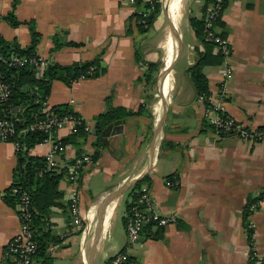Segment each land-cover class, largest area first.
Returning <instances> with one entry per match:
<instances>
[{
	"label": "crops",
	"instance_id": "crops-1",
	"mask_svg": "<svg viewBox=\"0 0 264 264\" xmlns=\"http://www.w3.org/2000/svg\"><path fill=\"white\" fill-rule=\"evenodd\" d=\"M186 1L160 0V14L146 33L139 32L132 16L145 12L148 0H136L134 4L130 0L19 1L16 16L20 22L36 26L41 35L36 52L47 63L67 67L100 58L103 69L98 78L80 80L71 87L54 81L46 109L68 106L93 130L99 116L111 109L122 108L135 114L144 109L141 115L115 123L110 139L104 138L106 148L100 160L86 168L79 183L85 219L82 229L73 225L69 208L71 185L66 176L60 181L62 197L49 208L39 226L50 233L51 243L44 256H37V264H88L98 229L102 239L93 264L99 256L103 257L102 264H109L127 248V244L124 248L120 243L111 245L110 229L122 198L131 189L114 204H107L106 200L127 181L146 177L148 183L142 187L150 188L160 214L175 215L177 222L166 228L147 227L139 243L127 248L138 264H264V200L258 208L253 207L250 217L254 255L243 222L249 199L264 192V142L219 139L207 124L204 106L198 102L189 73L199 55L207 50L197 38L191 20H203L207 12L204 0H190L198 6L191 13L186 6L184 18L181 7ZM164 2L171 22L174 15L182 48L175 40L168 111L161 132L155 137L161 114L155 105L161 103L162 107L163 100H159L158 90L162 72L160 78L157 76L172 43L166 40L172 33L169 21L164 34L152 31L158 21L169 16L163 11ZM13 3L14 0H0V36L26 48L32 41L29 27L13 28L5 21ZM179 10H183L182 21ZM184 21L191 38L187 47L181 29ZM217 32L230 41L232 55L221 64L204 67L209 96L216 97L222 74L230 66L233 78L225 101L228 114L244 126L264 127V0L228 1ZM57 42L80 46L64 45L54 51ZM208 48L213 55H219L215 46ZM184 55L186 65L174 86V69ZM150 64L160 67L148 82ZM156 84L158 92L154 89ZM72 134L69 129H62L55 137L68 139ZM96 141L95 131L84 138L75 137L59 161L70 163L78 156H92ZM51 148L52 144L39 145L29 154L45 158ZM17 168L14 144L0 142V264H11L6 247L21 231L18 202L9 204L5 199L17 182ZM175 184L178 186H172ZM132 200L131 195L123 216L125 234L127 206Z\"/></svg>",
	"mask_w": 264,
	"mask_h": 264
},
{
	"label": "trees",
	"instance_id": "trees-1",
	"mask_svg": "<svg viewBox=\"0 0 264 264\" xmlns=\"http://www.w3.org/2000/svg\"><path fill=\"white\" fill-rule=\"evenodd\" d=\"M19 1L20 0H14L12 11L5 18V21L13 28H17L21 25H27L31 33L32 41L30 46L21 48L17 41H8L0 36V80L9 86L11 91L9 100L7 102L0 103V116L11 119L17 129V135L14 137L13 141L19 142L21 148L17 152L18 168L16 169L17 182L15 183V186L28 190L32 197L33 207L36 210V215L32 225L36 230V236L39 244L37 256L42 257L46 254L47 247L51 243V236L47 230H43V227L40 229L39 226H42L43 219L47 216L49 208L62 197V193L58 188L60 181L65 176V173L63 172L62 174H59L55 172H44L47 168L45 158L34 157L29 154L31 149L44 143V141L49 137L47 134L43 132L22 133V131L36 120L47 118L48 115L57 117H65L70 114L78 115L68 106H54L49 109L48 112L44 111V105L51 94L52 84L54 81H61L71 87L74 83L82 80V78H98L101 74H103V69L100 65V58L86 63H76L67 67L60 66L55 63H48L41 76H38V72L32 66L8 68L6 62L14 55L28 57L36 56V49L41 37L33 23L20 22L18 20L15 11ZM204 2V11L207 12L209 6L212 5L214 0H204ZM160 11L161 2H159L156 5L155 10L149 13L145 18L143 17V13L141 15L134 14V16H132V20L136 22L137 29L140 33H146L150 30L151 26L156 21L157 16L160 14ZM143 20L146 21L147 27L141 23ZM219 23L220 21L218 24ZM191 25L197 38L204 43L207 50L205 53L199 55L196 63L189 69V73L193 80L197 97L201 95L209 96L208 81L203 73V69L205 66L210 64H221L224 57L221 54L213 55L212 51L208 48L210 45H215L212 42L207 41L205 36V19H193L191 20ZM64 45L72 47L80 46L75 43L62 44L57 42L54 51L61 49ZM159 67L160 66L158 64L149 65L151 74L148 75V82L152 80V74L159 71ZM143 110L144 109L141 108L140 112L135 114L122 108H114L111 109L109 113L99 116L95 131L97 141L94 144V147L96 148V151L92 155L94 163L100 160L102 151L106 148L104 138L102 136L104 130L110 124L120 123L130 117L141 115L140 113H142ZM56 134L57 133H53L54 139H56ZM86 136L87 135L82 131V129H79L77 132L73 133L70 138L62 139L61 141L66 146L68 143H72L75 137L84 138ZM41 172L44 173L40 175ZM170 178L173 177H169L168 179L170 180ZM144 183H148L147 177L132 187L130 195L133 196V199L136 197L137 192L142 188ZM5 199L9 204L17 202V198L12 195V189ZM263 200L264 192L256 198H250L243 212V222L248 233L252 255L255 253L254 230L251 227L250 217ZM253 207H255V209H253ZM129 208L130 206H127L128 211ZM124 222H126L125 218ZM125 250L126 247L122 251ZM108 262L110 263V261Z\"/></svg>",
	"mask_w": 264,
	"mask_h": 264
},
{
	"label": "built area",
	"instance_id": "built-area-1",
	"mask_svg": "<svg viewBox=\"0 0 264 264\" xmlns=\"http://www.w3.org/2000/svg\"><path fill=\"white\" fill-rule=\"evenodd\" d=\"M230 0H214L209 6L205 16V36L208 41L212 42L219 54L225 59L232 55V46L228 39L222 37L217 32V24L221 20L225 6ZM132 4L136 0H130ZM160 0H148V8L143 12V17H147L153 12ZM147 27L146 21L141 22ZM8 68H21L32 66L41 76L46 67L47 62L40 55L34 57L14 55L7 62ZM233 78V70L227 66L222 74V82L216 97L201 95L198 97V102L204 106V117L207 124L214 130L219 139L237 138L242 142L261 143L264 142V127L250 128L239 123L234 117L230 116L225 108V101L229 95V84ZM84 80V78H82ZM0 103L7 102L10 98V87L0 80ZM74 103V101H72ZM44 111L46 104L44 105ZM69 129L72 133L79 129L86 135L93 133V128L82 116L70 114L65 117H57L48 115L47 118L36 120L30 124L22 133L28 132H43L49 137L44 141V144H53L49 153L45 156L47 168L44 172H55L65 176L71 185L69 195V208L73 225L76 228L82 229L85 226V219L80 206V180L88 167L95 165L90 154H85L76 157L70 163H62L59 158L66 151V147L61 140L54 139L53 133L59 130ZM17 135V129L8 117L0 116V142L13 143L16 151L21 148L19 142L13 141ZM44 172H41L42 175ZM178 186V184L172 185ZM12 195L17 198L20 208L19 219L21 222V231L15 236L6 247V257L11 261V264H37L36 258L38 255L39 244L36 236V230L33 228V220L36 215V210L33 207L32 197L28 190L14 186ZM177 222L175 215H162L156 212L152 192L148 186H143L136 197L131 201L126 222V235L128 239L127 248L139 243L141 235L148 226L155 228H166L174 225ZM125 251L118 252L109 264H138L137 260Z\"/></svg>",
	"mask_w": 264,
	"mask_h": 264
},
{
	"label": "rangeland",
	"instance_id": "rangeland-1",
	"mask_svg": "<svg viewBox=\"0 0 264 264\" xmlns=\"http://www.w3.org/2000/svg\"><path fill=\"white\" fill-rule=\"evenodd\" d=\"M189 1L190 0H187L186 3H185V7H184V15L185 16H184V18L187 17V15H186V6H187L188 12H190V13H191V11H194L197 8V6H198V5H196L195 2H190L189 3ZM167 8H168V6L165 3V12H167ZM168 20H171L170 13H169V16L166 19H162L161 21H158L157 24H155V26H154V30H152V31L156 32L159 35L164 34L166 29H167V26H168V22H167ZM181 29H182V34H183V38H184L183 42H184V45L187 47V45L189 43H191V38L189 36L187 24H186L185 21L181 24ZM185 56L186 55L181 57L179 59V61L177 62L176 66H175V69H174V80H173L174 81V86L177 84V80L180 78L181 73H182V71L185 68V65H186V57ZM165 57H166V54H165ZM165 57H164V63H165ZM163 67L164 66H162V69H163ZM162 69H161L159 75L157 76V79L160 78V74L162 72ZM154 89L156 90V92H158L157 91V84L154 87ZM158 90H159V100H161V99H163L161 86L159 87ZM157 106L159 108H161V103H158V105H155V108ZM130 197H131V195H130V192H129V193H126L125 196L122 198V202H121L119 208L117 209V211L114 214V217L112 219V225H111V229H110V240L112 242L111 245H114V243H120L121 244L120 245L121 248H124L126 246V244L128 243L127 235L125 234L124 226H123V216L125 214L126 205H127V202H128ZM102 262H103V257L99 256L96 264H102Z\"/></svg>",
	"mask_w": 264,
	"mask_h": 264
},
{
	"label": "water",
	"instance_id": "water-1",
	"mask_svg": "<svg viewBox=\"0 0 264 264\" xmlns=\"http://www.w3.org/2000/svg\"><path fill=\"white\" fill-rule=\"evenodd\" d=\"M163 11H164L165 15L167 16V14L165 12V5L164 4H163ZM168 21H169V24L171 25L173 38L179 42V46H180V48H182L181 37H180V35H179L174 23L171 22L170 20H168ZM173 66H174V64L171 65V68H167L165 73H167L169 71V69H173ZM161 78H163V72L161 74ZM164 80H163V82H164ZM168 106H169V101L163 99L162 100V111H161L160 116L158 117L157 124H156V127H155V132H154L155 133V137L158 136L160 134V132H161L163 122H164V120L166 118V115H167ZM115 129H116L115 124H110L104 130V132L102 134L103 138H105L107 140L110 139L111 135L115 132ZM94 131H96V129ZM53 146H54V143L52 144V147ZM139 181H140L139 179L138 180H134V181L133 180L127 181L126 184H124L122 187H120L116 192H114L113 194L108 196V198L106 200V203L107 204L116 203L123 194H125L128 190L132 189V187L134 185H136L137 183H139ZM156 212L160 213L157 208H156ZM101 239H102V232L100 233V231L98 229L96 237H95V244H94V247H93V250H92V253H91V258H90V261H89L88 264H93V261H94L96 255L98 254V251H99Z\"/></svg>",
	"mask_w": 264,
	"mask_h": 264
},
{
	"label": "bare ground",
	"instance_id": "bare-ground-1",
	"mask_svg": "<svg viewBox=\"0 0 264 264\" xmlns=\"http://www.w3.org/2000/svg\"><path fill=\"white\" fill-rule=\"evenodd\" d=\"M173 4H174V2L172 1L171 5H173ZM184 6L181 7V8H184ZM177 14H178L179 20L182 21V19H183V10H179L177 12ZM172 19H173V23H174V25H175V27L177 29V25H176V21H175L173 13H172ZM169 31H171V30H169ZM166 40H168V41H170L172 43H171L170 48H169V50H168V52L166 54L165 64H164V67H163V70H162L163 78L161 80V86H162L163 99L169 101V98H170V86H171V82H172L171 73H170L171 70L169 69V71L167 73H165V71H166L167 68H170V66H171V63H172V60H173V56H174V52H175L174 49H175V45H176L175 42L176 41L173 38V33H171V35H169L166 38ZM163 80H164V82H163ZM161 111H162V107L160 108V112Z\"/></svg>",
	"mask_w": 264,
	"mask_h": 264
}]
</instances>
